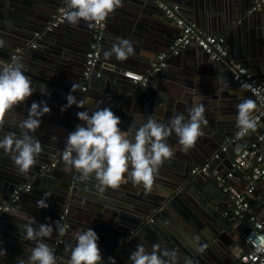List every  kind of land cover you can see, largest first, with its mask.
Listing matches in <instances>:
<instances>
[{"label":"water","instance_id":"water-1","mask_svg":"<svg viewBox=\"0 0 264 264\" xmlns=\"http://www.w3.org/2000/svg\"><path fill=\"white\" fill-rule=\"evenodd\" d=\"M23 1L28 3L34 2L35 4L39 3L40 5H43L45 2L44 0ZM123 1L128 3L127 9H116L115 12L110 14L108 18L103 44V53L105 50L110 49L112 44L116 42L113 34H117L118 37L127 39L139 35V30L142 27L141 20L144 18V16L146 19L147 16H153L156 18L153 24L155 27L161 22H165L166 17L164 12L153 1ZM165 1L169 3L177 2L181 4L182 11L191 15V17H189L190 20L196 21L198 25L201 23L202 27H205V30L207 29L205 31L206 33L222 34L225 36L226 44L230 49L231 56L230 58H226L223 62L215 64L220 66L228 64L229 68L226 70V72L231 74V78L233 74V62H238L235 59L239 60L240 64L250 67L255 72L257 68L264 67V45L257 44V39L259 38L260 34H263L264 39V33L258 32V29L264 31V28H261L260 26L262 18L264 19V4H262L258 10L248 13V10L254 0H236L240 2L235 3V5L237 4L236 7H233L232 10L229 11L225 19H222V13L219 10H216L214 4H212V8H208L206 4L207 0ZM50 2L53 3V5H65L64 0H50ZM44 6L45 8L43 9L40 7L42 10L41 13L35 14L34 12L24 11L23 8L13 5L12 3L8 4L5 3V1H0V39L5 41V47L0 48V66H4V62L10 58L16 49H21L22 53L19 58L25 66L26 71H28L30 77L32 78L33 87L35 88L34 93L28 100H26V102H24L25 105L22 106V108L25 106L29 108L31 103L34 101H46L48 106L51 108V112L49 114H45L42 117V123L57 127V125H60V122L63 123L65 121H62L60 118L58 119L56 117L58 114L61 117L64 115L62 108L67 104V95L71 92L72 85L74 84L77 85V87L75 92H71V94L75 95L78 100H83L85 102L84 109L73 105L78 108L74 113L75 116L79 111L85 109L91 113L97 108L108 107L120 117L121 124L119 127L121 130L127 132L131 126L133 129V134L135 133L136 128H138L142 123L146 122L149 116H152L159 122L166 124L168 123L156 117L161 116L160 111L163 110V102L165 97H163L160 93H157L155 90L156 87L154 88V86L156 85L157 80L160 78L182 77L187 75V65H183L182 67L179 66L178 69L181 71L172 69L171 66L173 65V62L170 61V56L167 59L168 66L153 74H149L147 84L141 85L129 82L126 79H120V77L117 75L121 68L124 67V63L128 60L119 61L115 58V56L105 59L103 54L99 65L96 67L89 79L88 89L84 91L82 90V86L85 80L83 77L85 54L91 39V31L93 27H89L88 22L85 21H82L75 27L69 23L66 26L64 24L52 26L50 23L54 19V15L57 14V7L50 5H43V7ZM203 16L207 19H203ZM24 20L28 22V25L24 26L21 23ZM117 28L121 29V31L118 32L116 30ZM36 32L40 33L38 37L34 36ZM176 36H174L171 41H167L166 47L162 46V42H158L157 51L154 52L152 57L149 56L148 66L146 70L142 72L143 74H146L151 69L152 64L150 62H156L157 54L163 51H169L170 46ZM34 38L37 44V47L35 48L31 46ZM252 40H254L253 44L251 43ZM246 42H248V45ZM250 44L252 45L249 46ZM188 47H186L181 53H183ZM195 48L201 52V54H204L207 59H209L208 55L199 46H195ZM179 57L180 55L176 56V58ZM231 60H233V62H231ZM98 71H101V76L96 75ZM252 73L257 76L253 71ZM232 83L235 86L237 85L235 81ZM44 85H46V92L50 93V95L41 93L40 89ZM226 85L229 86L230 82L223 83V87H226ZM237 88H239L238 85ZM240 90L248 94L249 97H252L254 100L253 96L249 92L243 89ZM219 98L221 97H215L217 100L213 98L214 101H211L208 105L209 109L205 107L207 108L205 111L207 124L202 125L204 135L201 136L202 139L200 143H202L204 138L207 143L201 144V161H196L197 159L193 160V158L189 159V168L187 172H189L190 178L188 179L197 185L198 179L201 178L200 175L212 174L215 170L214 162L220 160H212L208 173H192V168L195 165L204 164L207 161V156L211 152L215 151H212L213 148L210 146V142L208 140L211 137V133H214V135L217 137L216 145L218 146L224 142L225 137L234 134L236 131V128L233 127L236 122L226 121L227 111H225V109L223 110L224 106L222 105V101ZM67 109L69 110L70 107ZM64 111L66 112V110ZM52 112L57 114H51ZM235 112L237 113V110H235ZM181 114L186 118L185 122H187L189 119L188 112L186 113L184 110H180L174 115ZM66 115H69L70 117L73 116L72 113H67ZM64 118L67 119V121L70 120V118ZM58 136L59 139L56 140L58 141V144L56 145V141H53L49 149L47 148L45 151L43 149L42 153L39 155V157H37L38 163L29 171L27 175L21 174L19 172L18 168L14 164V161L11 159V154H7L3 149H0V193L1 195H5L3 199L0 196V203L8 199L10 193L17 185L26 184L29 182H32V190L30 192L23 193L20 199H22V196L36 197L38 194H40L39 190H43L45 193L49 194V198L46 201L49 206L45 208V211H41L45 213L47 217L53 219L54 237L50 239L45 237L38 241L48 244V246L52 249V243L58 236L57 228L54 222L59 221L61 225V214L65 208H69L68 221L70 222V228L67 229L65 235L63 236V243L61 244L60 250L56 256L57 264L62 258L61 252L66 248H70L68 251L71 252V248L74 247L70 243V234L73 233L72 231L75 225L79 224L78 218L72 215V205L76 199L75 194L78 193L83 197L87 195V192L83 194L78 191L77 186H79V183L77 182L81 181L78 178L80 173H78L74 168L68 175H64L63 172L57 171L58 169L50 168L48 170L41 171V166L43 164L50 163L53 159V156L58 154L59 150L63 151L64 149L67 134ZM242 141L243 140H240L237 145L231 146L229 148L228 164H226L223 172L228 170L234 148L241 146ZM54 145L55 147L53 148ZM63 164L64 162L62 157H60L57 161L56 167L54 168H62L64 166ZM43 179H48L51 184L47 185L46 187H42L40 183ZM208 180H212L216 184V178L214 175H211V178L209 177ZM105 191L107 192L108 189ZM166 194H172V191H168ZM97 195L99 197L92 196L91 198L95 201L97 198L108 200V198L102 196L100 193H97ZM77 199L86 200L85 198L79 197ZM81 203L83 202H80V204ZM15 205L16 204H14L9 209V211L5 212L1 216L0 223H4L5 215L11 213L15 208ZM52 206H55V208L52 209ZM183 207L184 209L181 208V211L178 212L176 219L171 221L172 224H168L169 218H171V216L166 210H161V212L156 213L154 212L153 215L146 217L144 222L146 219H148V222L144 225V228L147 230L145 237L151 242L154 241L159 243L160 248H164L162 243L163 239L172 240L174 242L172 247L174 249L177 248L174 250L176 253L175 262L177 264H188L190 260H192L190 262V264H192L193 260L197 259L199 261V258L195 253V249L191 248L189 243L184 242L185 240L183 241L181 236H174L171 233V230L176 232L183 231L185 234L188 232V234L199 235L200 233L204 236L206 234L207 236H211L212 224L221 228L219 218H222L226 208L221 211L218 217H215L217 218L216 220L211 216H207L208 219L214 220H212V223H205L203 221L202 226L194 224V227H192L190 224L191 218L187 213V210H191V208L186 205ZM199 211H201V209H199ZM159 215H161L159 220H161L163 223H166V227H164V224L159 222H157L155 226L150 227V225H153L152 223L155 222ZM197 216L199 218H203L201 214H196L195 219H199ZM183 222L184 224L189 223L190 225V228L186 232L185 227H183L182 224ZM23 224L24 223L19 224L18 227L21 226L20 229H22ZM4 225L5 227H8L7 224ZM81 227L82 226H80V228ZM176 228L178 229L176 230ZM249 228L250 226H247L246 232L249 231ZM8 230L17 231L18 229L17 227H8ZM76 230L78 229L76 228ZM236 230L240 232L243 231L238 225ZM105 238H103V241ZM193 241L195 240L193 239ZM246 248L247 245L244 249ZM107 263L110 264V261H107Z\"/></svg>","mask_w":264,"mask_h":264},{"label":"crops","instance_id":"crops-1","mask_svg":"<svg viewBox=\"0 0 264 264\" xmlns=\"http://www.w3.org/2000/svg\"><path fill=\"white\" fill-rule=\"evenodd\" d=\"M0 1H5V3L8 4L12 3L13 5L23 8L24 11L34 12L35 14L42 12L41 8H45L43 5L55 6L58 9L65 6L57 4L53 5L50 0H44L45 2L43 5H40L39 3L35 4L34 2L28 3L23 0ZM127 1L129 2V0ZM255 1L256 0L253 1L249 10L254 5ZM238 2L240 1L207 0L206 4L208 8H212V4H214L216 10H219L222 13V19H225L229 11L232 10L233 7H236L237 4L235 5V3ZM262 4H264V2ZM127 6L128 3L123 1V7L118 9L125 10L127 9ZM57 8L56 10L58 11ZM249 10L248 13H251ZM256 10H253L252 12ZM183 13L187 18L191 17L188 13L184 11ZM145 19L146 17L144 16L141 20L142 27L139 30V35L129 38V40L133 42L135 54L127 59L128 61L124 63V67H122L119 73H117L120 79H126L129 82H132L124 73L127 71L138 73L145 71L148 66L149 56L152 57L154 52L157 51L158 42H162V46L166 47L167 41H171L177 34V28L166 18L165 22H161L159 25H156V27L153 25L156 18L153 16H147V19ZM203 19L206 20L207 18L203 16ZM82 21L83 20H81V22ZM21 23L24 26L28 25L26 20ZM67 24V22L64 23L65 26ZM260 26L261 28H264L263 18ZM199 27L204 31L207 30H205V27H202L201 23ZM116 30L118 32L121 31V29L118 28ZM258 32L264 33V31L260 29H258ZM113 37L116 40L118 36L117 34H113ZM254 40L251 41L252 44ZM246 44L248 45V42H246ZM257 44L264 45L263 34H260L257 39ZM179 55V58L171 55L170 61L173 62L171 67L174 70L181 71L178 67L187 65L188 73L182 77H163L157 80L154 88L156 87V92L160 93L165 99L163 102V110L160 111L161 116L156 117L164 122H169L176 112L184 110L187 113V109L192 106L194 100H198V102L203 103V105L208 108L209 103L214 101L215 97L220 96L221 98L219 99H221L222 105L224 106L223 110L225 109V111H227L226 121L236 122V104H238L243 98L252 99V97H249L248 94L232 83L231 74L226 72L229 68L228 64H225L224 66L215 64L216 62H212L207 59L204 54H201V52L196 50L195 46H189ZM235 60L240 63L239 60ZM150 63L152 64L153 62ZM251 70L257 75L258 79L264 83V67L257 68L256 72L253 69ZM25 74L30 76L28 71H26ZM224 82H230V85L223 87ZM24 105L25 103H21L14 106V108L6 114V124L3 130H0V138L8 132H15L17 135L20 134L21 130L18 127V124L28 115V107L25 106L22 108ZM77 109V107L72 105L69 110L66 109V112L63 110L64 115H62V117L58 114L56 118L65 121L63 123L60 122V125H57V127L41 123L40 128L37 129L35 133H30L40 140L44 151L47 148L49 149L54 141L51 140L50 137L55 136L59 139L58 135H68L75 130L77 124L83 123L78 119L77 114L76 116L74 114ZM67 113H72L73 116L70 117L69 115H66ZM51 114L57 113L52 112ZM64 117L70 118V120L67 121ZM233 127L236 128L235 130L238 129L236 124H234ZM260 129H262V126L258 127V130ZM250 138H245L242 141V144H248ZM201 139L202 137H199L195 146L185 153L181 151L182 146L179 144L178 137L175 133L168 138L167 143L173 149L174 155L170 160H166L159 168L158 174L154 177V184L150 192H146L143 185L136 186L133 185L131 181H126L122 182L119 188L113 189L109 187L107 188V192L104 191L101 194L95 187L96 180L94 177L88 182H77L79 183V186H77L78 191L83 194L87 192V195L83 197L78 193L75 194L76 199L72 205V215L78 218L79 224L75 225L72 232L74 233L76 228L86 229L87 227H90L98 234V245L104 259L101 264H108V257H113L115 259V264H131L129 256L131 252L135 250L137 244L144 245L145 249L151 252L152 246L159 243L154 241L151 242L145 237L147 230L144 228V225L148 222V219H146L145 222L144 220L146 217L153 215L154 212H161V210L168 211L171 216L168 224H172L171 221L176 219L178 212L181 211V208L184 209L183 206L186 205L191 208V210H187V213L191 218L190 224L194 227V224L202 226L203 221L205 223H212L214 220L212 219V221L208 219L207 216H211L212 218H215L216 216L218 217L224 208L228 209L230 207L231 200L229 194L219 188L217 183L215 184L212 180H208L209 177L211 178V175H214V172L212 174L200 175L201 178L197 181L199 186L188 179L190 178L189 172H187L189 168V159L193 158V160L197 159L196 161H201V144L207 143L205 138L202 143H200ZM208 140L210 146L213 148L212 151H215L211 152L206 160L217 152L222 145V143L221 145H216L217 137L214 133H211V137ZM57 144L58 141H56V145ZM54 147L55 145L53 148ZM61 152L62 151L59 150L58 154L53 156L52 161H55L57 158L59 159L61 157ZM226 164H228V153L225 154L222 159L214 162L215 169L219 170L224 169ZM51 169H58L57 171L63 172L64 175H68L72 172V170L65 171V165L62 168L57 167ZM242 176L230 181V184L238 190H243L245 187L247 173H243ZM29 183L32 184V182ZM50 184L51 183L48 179H43L40 183L42 187H46ZM168 191H172V194H166ZM39 192L40 194L36 197L22 196V199L16 203L14 208L19 209V215L13 216L11 212L5 215L4 223H0V242H2L0 243V249L6 250V254H0V264H17L19 259L27 261V257L31 254V248L34 247L36 243L40 242L38 240L30 241L22 238L24 233L18 225L21 223L25 224L27 221L21 218V216L24 214L27 216H33L35 217L37 224L48 223L53 226V219L47 217L46 214L42 212L45 211V208L42 209L36 207V201L42 198L45 194L43 190H39ZM96 192L108 198V200L100 198H97L96 201L93 200L91 198L92 196L99 197ZM0 196L2 199L5 197V195H1V193ZM78 197L85 198L86 200L77 199ZM251 199V214L264 218V190L259 184H257L256 190ZM80 202L83 203L80 204ZM51 208L54 209L55 206H52ZM199 209L203 212L199 211ZM196 214H201L203 218L197 216L199 219H195ZM160 216L161 215L158 216L150 227L155 226L157 222L164 224V227H166V223L159 220ZM216 219L217 218H215V220ZM219 221L221 228L212 224L211 236H207V234L204 236L200 233L199 235L188 234L186 231L190 228V225L189 223L184 224V222L182 224L188 235L183 231L176 232L171 230V233L174 236H181L183 241L185 240L184 242L189 243L190 247L195 249L199 261L197 259L193 260L192 264H235L237 262L240 253L246 246L242 235L246 232L249 223L247 221L239 222L237 225L244 231L240 232L236 230L237 225L227 221L223 216L222 218H219ZM4 224H7L8 227H17L18 230L9 231L8 227H5ZM35 226L37 225H34V227ZM80 226L82 227L80 228ZM177 229L178 228H176V230ZM73 233L70 234V243L75 246L76 242L73 239ZM52 237H54V232L50 238ZM191 237L195 241H193ZM103 238H105L104 241ZM162 243L164 248L161 247V249H169L172 251L177 249L172 247L174 242L170 239H163ZM69 249L70 248H66L61 252L62 258L58 264H67V261L70 258ZM164 259L168 258L164 257ZM191 261L192 260H190V262ZM190 262L188 264H190ZM175 264L177 263L175 262Z\"/></svg>","mask_w":264,"mask_h":264},{"label":"clouds","instance_id":"clouds-1","mask_svg":"<svg viewBox=\"0 0 264 264\" xmlns=\"http://www.w3.org/2000/svg\"><path fill=\"white\" fill-rule=\"evenodd\" d=\"M66 11L64 20L72 26H77L81 20L88 22L89 27L104 22L116 9L123 7V0H64ZM5 47V41L0 39V48ZM105 59L112 56L119 61H125L135 54L133 42L127 38L117 37L111 48L104 51ZM26 69L19 57L11 64L0 66V130L6 124V114L14 106L26 102L35 91L32 78L25 74ZM227 86V85H226ZM77 85H72L71 92H75ZM242 89L250 86L244 84ZM46 92V85L40 89ZM71 92L67 95V104L62 111L72 105L84 109L85 102L78 100ZM257 95H260L258 92ZM236 133L237 139L255 131L257 122L253 112L257 103L251 98H243L236 104ZM205 106L194 100L187 109L189 119L174 115L169 122L163 123L149 116L146 122L128 131H122L119 125L121 119L111 108H97L91 113L82 110L77 117L82 124H77L75 130L70 132L65 139V146L61 157L65 171L73 168L80 173L79 180H96L95 187L102 194L107 188H119L122 182L131 181L133 185H143L146 192L152 190L154 177L166 160H170L174 151L167 143L168 138L175 133L181 151L187 153L193 148L197 139L204 135L202 125L207 124ZM51 108L46 101L32 102L28 108V115L22 119L18 127L20 134L8 132L0 138V149L11 154V159L21 174L27 175L38 163L37 157L43 148L40 140L30 133H35L40 128L42 117L49 114ZM57 140V137H50ZM49 194L45 193L36 201L37 208H47ZM12 215H19V209H13ZM21 218L27 222L23 224L24 240L37 241L50 238L53 226L48 223H39L35 217L24 214ZM59 233L63 235L66 229L59 221L54 222ZM34 225H37L34 227ZM21 228V226H19ZM75 246L71 248L67 264H101L104 260L98 245L99 236L90 227L78 229L73 233ZM250 243L257 252H264V236L255 239L249 238ZM2 243V242H0ZM0 254H6L5 249H0ZM167 257L168 259H164ZM110 264H115L113 257H108ZM131 264H175L176 253L169 249H161L159 244L152 246V251L145 249L144 245L137 244L129 256ZM17 264H57V257L48 244L39 242L31 248L27 261L19 259Z\"/></svg>","mask_w":264,"mask_h":264},{"label":"built area","instance_id":"built-area-1","mask_svg":"<svg viewBox=\"0 0 264 264\" xmlns=\"http://www.w3.org/2000/svg\"><path fill=\"white\" fill-rule=\"evenodd\" d=\"M150 1H153L162 9L166 19L177 28L178 33L169 51H163L157 54L156 62L152 63L151 69L146 74L132 71L124 73L133 83L146 85L149 74L166 68L168 66L167 59L171 55H179L188 46H199L212 62L220 63L226 58H230V50L226 44L225 36L222 34L206 33L199 27L196 21L186 17L182 11L181 4L177 2L169 3L165 0ZM263 2L264 0H256L249 12L256 10ZM65 11V6L60 7L50 24L52 26L64 24L66 22L63 17ZM108 18L109 17H107L104 22L96 24L91 31V39L85 54L83 70V77L85 80L82 90L84 91L88 89L89 79L103 56V44ZM39 35V32L34 34L35 37ZM31 46L33 48L37 47L35 38ZM21 53V49H16L10 58L4 62V65L11 64ZM231 62H233V60H231ZM96 75L101 76V71H98ZM232 78L240 89H242L241 86L244 84L250 86L248 89L243 90L249 92L257 103V108L253 112V116L257 122L256 130L250 131L248 135L240 139L236 137V133L239 129H237L234 134L225 137L218 151L204 164L195 165L192 168V173H208L212 160L221 159L223 155L229 153V148L231 146L237 145L240 140L251 137L248 144H242L234 148L230 166L227 171L223 172L224 169H215L213 174L216 178L218 187L230 196L231 205L224 211V218L234 225H237L241 221H247L250 226L249 231L244 232L242 235L247 248L241 252L235 264H264V252H257L249 241L250 237L255 239L258 236H264V218L251 214V198L256 190L257 184L264 190V83L261 82L247 66L238 62H233ZM257 92L260 95H257ZM259 126H262V129L258 130ZM57 161L58 158L55 161L43 164L41 166V171L56 167ZM243 173H247L245 187L243 190H238L230 184V181L241 177ZM32 188L33 185L31 183L17 185L10 193L8 199L0 203V218L20 200L23 193L30 192ZM68 215L69 208H65L61 214V226H63L66 231L70 228ZM57 233L58 236L52 243V250L55 255H57L60 250L61 244L63 243V236L66 232L61 235L57 229Z\"/></svg>","mask_w":264,"mask_h":264}]
</instances>
